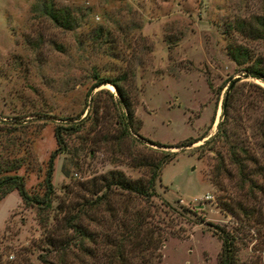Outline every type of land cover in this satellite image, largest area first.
Listing matches in <instances>:
<instances>
[{
	"label": "rangeland",
	"instance_id": "obj_1",
	"mask_svg": "<svg viewBox=\"0 0 264 264\" xmlns=\"http://www.w3.org/2000/svg\"><path fill=\"white\" fill-rule=\"evenodd\" d=\"M44 2L68 11L71 26H56ZM261 16L264 0H0V174L21 175L40 196L55 125L78 123L61 133L48 207L0 190V264H218L207 222L237 236L235 264H264V93L254 86L264 84L226 54L234 41L264 59V39L228 26ZM94 73L117 88L90 89ZM219 120L229 141L254 155L243 164L260 185L250 195L238 188L227 144L206 143ZM156 161L155 195L112 185L102 194L108 171L144 181ZM216 165L217 186L209 179ZM221 201L252 215L245 222ZM130 227L134 237L118 241Z\"/></svg>",
	"mask_w": 264,
	"mask_h": 264
},
{
	"label": "trees",
	"instance_id": "obj_2",
	"mask_svg": "<svg viewBox=\"0 0 264 264\" xmlns=\"http://www.w3.org/2000/svg\"><path fill=\"white\" fill-rule=\"evenodd\" d=\"M50 2V1H49ZM42 10L43 12L50 18V20L56 25L61 28H68L71 26V20L68 11L64 8H57L52 5V3H42ZM229 28L234 29L238 32H242L245 36H249L252 38H262L264 39V16L256 17L252 23L244 25L243 20H238L235 24H228ZM226 54L227 56L233 61L235 66L237 67L238 71H242L244 76H249L255 79L260 80L264 84V59L259 56H254L250 49L246 46L236 43L234 41H227L226 43ZM94 81L90 86V89L93 87L105 83L107 81L111 82L116 88V83L105 76H98L96 73L93 75ZM233 81L229 82L227 86V90L224 92L221 103H220V111L221 114L224 115L226 108L228 107V102L231 98V94L233 92ZM256 88L260 90V92L264 93V89H262L258 85H254ZM124 104V102H123ZM126 114H120V124L122 127V131L124 134H128L127 129V120L125 118ZM77 122H73L70 119H67L64 124H56L54 127V137L57 143V147L52 149L49 152L46 167L43 176V192L40 196L36 194H30L26 191L23 186L22 177L16 173H5L0 174V190L2 192H7L11 189H15L19 198L21 199L22 203L24 204H35L37 207L45 208L49 206L50 195L52 193V184L50 181L51 172H52V160L54 156L63 149V142L61 133L64 132H72L77 128ZM260 132L261 142L260 146L264 147V116L260 122ZM215 138L223 140L227 144L228 150V159L230 163L236 164L237 166V174L238 178V188L243 189L246 195H250L253 190L259 189L260 185L251 180L248 177V174L244 172V165L247 161L254 162V155L253 153H248V150L244 143L238 142L235 140L229 141V137L227 134L224 133V129H221V120L216 123V131L214 134L206 140L213 141ZM131 140L136 141L135 138L131 137ZM146 140V139H145ZM151 144H155L158 146H170L159 144L157 142H153L151 140H146ZM193 140H186L180 142L176 146L185 145L187 143L192 142ZM165 153V152H162ZM216 153L219 154L217 151ZM220 155V154H219ZM221 157V156H220ZM166 161V160H164ZM221 161V159H220ZM220 164V163H218ZM149 168V175L143 181L141 179H129L125 177L121 171L119 170H110L107 173L106 181L104 184V189L102 194L105 191V188L110 190V186H115L120 190L126 193H134L145 197L146 199L150 198L151 196L155 195L154 189V180L158 174V169L160 167V162L156 161L154 164H147ZM223 168L221 165H216L214 168V172L210 174V181L213 185L217 186L219 183V172L222 171ZM246 183V184H244ZM106 189V192H107ZM101 195V194H99ZM104 195V194H103ZM102 195V197H103ZM96 199H100L99 196ZM163 203L167 205V202L163 200ZM219 207L225 209L230 214L234 213L233 209L237 212H240L244 217V221L247 222L248 219L252 215V210L247 206L241 204L240 202H236L231 204L229 202H219ZM211 225V231L216 236V238L220 242V251L218 257V264H235V257L234 253L236 250V238L237 236L231 233L230 230L224 228L222 225L209 223ZM137 230L134 231L133 228L122 229L119 231L118 241L123 242L124 240H128L131 237H134ZM78 233L83 234L81 230H77ZM84 236L87 234L84 232Z\"/></svg>",
	"mask_w": 264,
	"mask_h": 264
}]
</instances>
